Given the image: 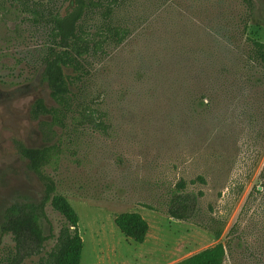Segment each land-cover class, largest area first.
<instances>
[{
  "label": "rangeland",
  "instance_id": "1",
  "mask_svg": "<svg viewBox=\"0 0 264 264\" xmlns=\"http://www.w3.org/2000/svg\"><path fill=\"white\" fill-rule=\"evenodd\" d=\"M111 3L108 16L92 9L84 23L107 20L126 34L89 57L71 86L72 109L105 112V133L68 116L54 136L40 124L49 115H30L37 98L56 106L40 80L41 32L17 12L0 21V223L7 206L42 196L14 142L51 146L43 170L77 214L79 264H177L224 240V264H264V72L247 40L264 43V6L249 17L241 0ZM180 181L201 193L193 220L142 207L163 209ZM121 212L147 222L143 243L115 226ZM45 213L56 236L64 220L49 204ZM12 247L0 233V264Z\"/></svg>",
  "mask_w": 264,
  "mask_h": 264
},
{
  "label": "trees",
  "instance_id": "2",
  "mask_svg": "<svg viewBox=\"0 0 264 264\" xmlns=\"http://www.w3.org/2000/svg\"><path fill=\"white\" fill-rule=\"evenodd\" d=\"M66 0H0V21L13 12L27 13L26 20L37 25L41 32V82L46 85L50 98L56 106L47 107L42 99H37L30 108V115L37 119L43 115L51 117L50 132L55 136L53 127L65 129V120L69 116L77 127L88 128L101 133L107 132L106 114L98 108L84 105L72 109L73 80L81 78L83 65L92 55L102 52L103 47L113 41L119 44L126 30L110 24L107 20L102 26H86L84 17L92 9H105L106 16L112 9L114 0H72V7L60 14L62 2ZM247 8L248 16L256 14L257 6L264 0H241ZM249 56L264 72V43L247 38ZM70 71V73H67ZM16 152L27 162V168L42 183V196L38 200L17 202L4 209L0 223V233L10 235L13 247L1 264H23L24 261L37 258L35 264H79L83 242L78 230V217L68 200L56 193L53 179L44 173L52 159L54 147L29 148L15 141ZM201 193L194 194L185 190L180 181L167 194L163 209L151 205L142 207L178 221H191L197 212ZM49 204L64 220L56 236H53L45 207ZM118 230L136 243H143L148 232V224L136 212H121L114 219ZM48 225L45 234L44 225ZM54 238V244L45 251L48 240ZM230 241L224 240L205 248L177 264H224Z\"/></svg>",
  "mask_w": 264,
  "mask_h": 264
},
{
  "label": "flooded vegetation",
  "instance_id": "3",
  "mask_svg": "<svg viewBox=\"0 0 264 264\" xmlns=\"http://www.w3.org/2000/svg\"><path fill=\"white\" fill-rule=\"evenodd\" d=\"M40 1H42V0H40ZM47 1V0H46ZM45 2V1H44ZM67 3V6L64 8L65 10H63L62 8H63V6H64V4H66ZM72 7V0H66L65 2H62V4L60 5V9H57V11H59L60 12V14H64L65 12H67L68 10H70V8ZM20 15H22V17L21 18H24V17H27V13H23V14H20ZM41 49V48H40ZM40 72H41V68H40ZM40 74V73H39ZM41 80V79H40ZM37 99H41V98H37ZM37 99H35L33 102H32V104H31V106L33 105V103L37 100ZM31 106H30V108H31Z\"/></svg>",
  "mask_w": 264,
  "mask_h": 264
},
{
  "label": "crops",
  "instance_id": "4",
  "mask_svg": "<svg viewBox=\"0 0 264 264\" xmlns=\"http://www.w3.org/2000/svg\"><path fill=\"white\" fill-rule=\"evenodd\" d=\"M81 238H82V236H81ZM83 240V239H82Z\"/></svg>",
  "mask_w": 264,
  "mask_h": 264
}]
</instances>
